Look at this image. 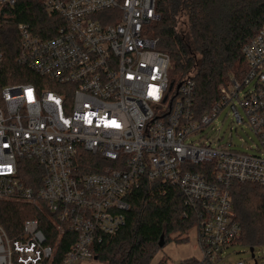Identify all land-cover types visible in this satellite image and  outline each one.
<instances>
[{"label":"built area","instance_id":"1","mask_svg":"<svg viewBox=\"0 0 264 264\" xmlns=\"http://www.w3.org/2000/svg\"><path fill=\"white\" fill-rule=\"evenodd\" d=\"M16 2L0 0V13ZM43 2L62 19L58 33L45 39L19 24L18 61L36 78L0 92V203L52 215L57 240L46 244L37 219L16 237L0 224V264L94 261L95 247L125 227L144 179L179 187L197 215L196 264H227L242 238L231 184L264 187V25L243 47L244 77L220 86L219 100L199 116L194 77L172 82L170 57L150 36L156 0ZM227 108L236 130L246 125L258 138L255 155L220 138L193 141ZM87 155L99 158L98 171ZM68 233L74 240L59 263Z\"/></svg>","mask_w":264,"mask_h":264},{"label":"trees","instance_id":"2","mask_svg":"<svg viewBox=\"0 0 264 264\" xmlns=\"http://www.w3.org/2000/svg\"><path fill=\"white\" fill-rule=\"evenodd\" d=\"M156 4L160 19L150 26V36L158 41V50L170 57L172 82L194 77V111L202 116L219 100L220 86L244 77L247 64L243 47L264 25V0H156ZM19 24H27L35 34L51 39L57 35L62 19L49 12L43 0H17L13 7L1 10L4 64L0 70V92L6 86L30 83L36 78L18 61ZM87 160L93 172L100 169L99 158L87 155ZM203 168L198 166L195 171ZM230 195L242 228L239 245L254 250L263 246L264 187L234 182ZM129 200L125 227L95 247L97 261L102 264H150L170 241L188 240L183 236L197 227L198 217L185 206L179 187L144 179ZM30 219L40 222L46 244L55 246L57 235L52 215L30 205L0 203V224L11 237H16ZM172 235L176 237L172 239ZM73 240L70 233L63 238L57 250L59 263ZM196 263L193 258L183 264ZM158 264L167 262L162 260Z\"/></svg>","mask_w":264,"mask_h":264},{"label":"rangeland","instance_id":"3","mask_svg":"<svg viewBox=\"0 0 264 264\" xmlns=\"http://www.w3.org/2000/svg\"><path fill=\"white\" fill-rule=\"evenodd\" d=\"M176 83L178 84L179 81L177 80ZM240 113L247 122L242 109H240ZM202 137L215 139L220 138V144H231L234 150L247 153L249 155H255L256 147L259 145L258 138L248 129L246 125L241 126L238 130H236L233 112L229 108L224 110L218 118L214 120L213 124L205 130V132L193 137V141H199ZM175 237V235L171 236L172 239ZM183 238H188V240L184 242H177L175 240L170 241L155 255L150 264H158L162 260H165L167 264H183L186 260L193 258L201 260L203 255L199 245L198 229H192L191 232L187 236H183ZM233 251L234 253L231 254V258L227 264H236L238 261H243L245 264H255L249 247L237 245L234 247ZM255 257L257 264H264V245L256 247ZM84 264L102 263L94 260Z\"/></svg>","mask_w":264,"mask_h":264},{"label":"water","instance_id":"4","mask_svg":"<svg viewBox=\"0 0 264 264\" xmlns=\"http://www.w3.org/2000/svg\"><path fill=\"white\" fill-rule=\"evenodd\" d=\"M173 87V84H171V88ZM161 247H163V244H161L160 245ZM250 253H251V255H252V258H254L255 257V254H254V249L253 248H251L250 249ZM95 260L97 261V258H95ZM257 264V263H256Z\"/></svg>","mask_w":264,"mask_h":264}]
</instances>
